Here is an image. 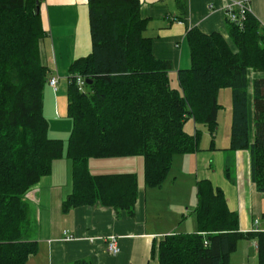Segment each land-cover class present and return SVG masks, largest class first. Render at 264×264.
Masks as SVG:
<instances>
[{
    "label": "trees",
    "instance_id": "1",
    "mask_svg": "<svg viewBox=\"0 0 264 264\" xmlns=\"http://www.w3.org/2000/svg\"><path fill=\"white\" fill-rule=\"evenodd\" d=\"M88 1L92 52L70 69L73 130L65 144L49 137L44 115L50 71L42 60L47 33L41 0H0V264H26L37 252L28 237L26 195L51 175L55 161L66 157L73 168L63 214L99 203L134 216L136 175L94 176L89 162L141 156L146 187H163L174 156L198 151V126L214 135L225 89L232 93L231 150H249L252 181L264 192V78L253 81V118L249 113V73L264 74V28L252 13L242 29L230 25L229 40L191 30V67L178 72L174 87L171 64L155 58L152 40L144 36L141 1ZM77 77L92 84L82 91ZM191 119L192 135L185 131ZM194 213L199 231L166 236L153 245L149 264H230L243 240L256 243L258 264H264V233H242L224 192L208 180L198 183Z\"/></svg>",
    "mask_w": 264,
    "mask_h": 264
},
{
    "label": "crops",
    "instance_id": "2",
    "mask_svg": "<svg viewBox=\"0 0 264 264\" xmlns=\"http://www.w3.org/2000/svg\"><path fill=\"white\" fill-rule=\"evenodd\" d=\"M140 1L141 16L148 22L144 36L152 40L155 58L171 64L169 77L174 87L178 72L191 67L188 43L191 30L198 29L208 35L219 33L226 40L230 39L231 24L226 10L232 0ZM250 5L252 15L264 28V0H250ZM40 14L47 33L41 42L43 64L50 71L49 79L59 78L57 90L49 84L45 88L44 115L49 124V137L66 144L73 130V121L68 116L70 69L77 60L92 52L89 1L41 0ZM250 72L253 79L264 78V74ZM222 107L214 135L198 126L202 132L198 151L174 156L168 180L161 188L146 187L141 156L89 162L94 176L136 175L139 196L134 216L99 203L63 214L62 206L73 193V168L66 157L55 161L51 175L43 178L26 197L33 214L30 222L35 223L29 240L37 243V252L26 264H75L78 261L149 264L153 245L166 236L199 231L194 212L197 186L203 180L224 192L230 211L239 216L242 233L257 229L264 233V192L252 181L249 150H231L233 110L231 107L228 115L222 117L225 109ZM249 113L253 118L252 96ZM195 128L192 119L186 122L188 134H195ZM112 237L117 238L120 248L116 256L107 251ZM257 251L255 242L243 240L232 254L230 264H250V261L258 264Z\"/></svg>",
    "mask_w": 264,
    "mask_h": 264
},
{
    "label": "built area",
    "instance_id": "3",
    "mask_svg": "<svg viewBox=\"0 0 264 264\" xmlns=\"http://www.w3.org/2000/svg\"><path fill=\"white\" fill-rule=\"evenodd\" d=\"M227 17L230 24H233L239 28L244 27L246 21V15L252 13L250 0H232L231 5L227 8ZM77 85L80 90H84L86 81L82 77H77ZM54 90H57L59 84V78L57 76L51 77L48 83ZM252 232H259V230H252ZM71 240V239H67ZM107 251L110 255L116 256L120 253L117 238L112 237L108 240Z\"/></svg>",
    "mask_w": 264,
    "mask_h": 264
},
{
    "label": "rangeland",
    "instance_id": "4",
    "mask_svg": "<svg viewBox=\"0 0 264 264\" xmlns=\"http://www.w3.org/2000/svg\"><path fill=\"white\" fill-rule=\"evenodd\" d=\"M252 72H250L249 73V77H250V79H249V94H250V97L252 96L253 97V81H254V79H253V77H252V74H251ZM255 73V72H254ZM255 74H257V73H255ZM223 92H222V94H221V96H220V101H221V104H222V106H224L225 107V109H224V111L222 112L223 114H222V117L224 116V117H226L227 115H228V113H229V111H230V108L232 107V93H231V90L230 89H225V90H222ZM227 93H228V95H227ZM229 93H230V95H229ZM226 94V95H225ZM225 121H223V123H224ZM223 129H224V126H223ZM141 158H143V157H141ZM144 159V158H143ZM126 161V160H125ZM29 193H31V190L27 193V195H26V197H28V194ZM27 200V199H26ZM31 209V208H30ZM29 209V210H30ZM32 215V216H31ZM31 217H32V219H33V214L31 213V210H30V221H32V219H31ZM31 223V222H30ZM32 226H35V223L33 224V223H31V227ZM30 227V229H29V234H28V237H29V235H32V228ZM250 264H254L253 263V261H250Z\"/></svg>",
    "mask_w": 264,
    "mask_h": 264
},
{
    "label": "water",
    "instance_id": "5",
    "mask_svg": "<svg viewBox=\"0 0 264 264\" xmlns=\"http://www.w3.org/2000/svg\"><path fill=\"white\" fill-rule=\"evenodd\" d=\"M37 4H39V0H37ZM38 12H40V7L38 6ZM87 84L90 85L92 82L87 81Z\"/></svg>",
    "mask_w": 264,
    "mask_h": 264
}]
</instances>
